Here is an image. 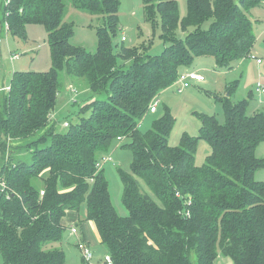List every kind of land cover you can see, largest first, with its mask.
<instances>
[{
    "label": "trees",
    "instance_id": "obj_1",
    "mask_svg": "<svg viewBox=\"0 0 264 264\" xmlns=\"http://www.w3.org/2000/svg\"><path fill=\"white\" fill-rule=\"evenodd\" d=\"M142 1L149 21L161 17V36L169 43L158 55L148 46L114 49L120 0H11L0 6L2 25L7 22L15 35L43 25L52 55L49 71H16L10 89L0 88V178L8 185L0 190L4 264H67L57 246L64 219L85 201L113 264H217L219 256L232 264H264V181L255 178L264 168V157L256 155L264 111L249 114V98L232 102L226 96L225 122L203 115L198 137L186 135L179 146L169 144L175 124L169 109L147 132L140 126L152 101L196 57L213 56L218 66L231 68L251 56L256 34L249 12L264 0H187L183 18L177 0ZM69 5L103 16L96 52L71 42ZM62 71L86 80L93 94L90 114L64 132L53 120ZM119 137L133 152L130 171L118 170L126 215L117 211L98 166ZM201 138L212 152L198 166Z\"/></svg>",
    "mask_w": 264,
    "mask_h": 264
},
{
    "label": "rangeland",
    "instance_id": "obj_2",
    "mask_svg": "<svg viewBox=\"0 0 264 264\" xmlns=\"http://www.w3.org/2000/svg\"><path fill=\"white\" fill-rule=\"evenodd\" d=\"M177 1L180 16L183 18L188 10L187 0ZM3 3L5 4V2ZM249 15L254 22L256 34V42L251 56L234 61L231 68L218 66L213 56L196 57L189 70L200 71L205 76V81L192 82V85L183 92L178 91L180 88L178 82L163 90L158 95V112L147 113L140 125L142 131L150 130L153 121L167 108L175 118L174 127L168 137L169 144L179 146L182 138L186 135L198 137L203 115H215L221 123L225 122L222 100L226 96H229L232 102L249 98V114L264 111V94L256 91L258 83L264 86V6L252 9ZM119 19L118 32L113 37V46L116 51L122 44L138 48L148 46L149 54L158 55L169 45L168 41H165L161 36V17L158 16L154 23L149 21L146 18L142 0H120ZM66 20L74 29L71 42L83 46L91 52H96L98 46L96 31L98 27L104 25L103 16L93 15L69 5ZM212 21L213 19H210L205 22L204 28H209ZM177 34L180 38H184L186 35L181 29L177 30ZM11 53L19 54V58L11 59ZM51 67L52 55L48 32L43 25H28L25 37L13 34L6 29L5 25L0 26V87H10L13 73L16 71L45 72L49 71ZM60 81L62 91L53 113V120L57 122V130L64 132L67 130L65 122L78 123L82 117L90 114V109L86 107L93 100V94L86 80L73 78L65 71L60 73ZM70 85L74 86L75 91H71ZM127 142L126 139L115 140L109 152L104 155L110 157L109 161L101 160V168L104 169L108 180L112 201L121 215H126L128 211L122 202L123 183L118 170L129 172L133 161L132 150L124 146ZM8 151L11 153L10 147ZM211 152L210 143L203 138L199 139L195 164L198 166L206 164ZM27 155L29 153L25 156ZM256 155L260 158L264 157V141L259 144ZM255 178L264 181V168L256 171ZM142 184L150 192L146 184L144 182ZM76 212L82 220L88 221L86 201ZM84 221L81 227L73 224L78 228L79 239L72 234L71 227L73 225L68 226L69 221L63 240L57 244L65 250L67 264H109L106 261L108 252L102 242L99 245L92 242L91 250L94 253V258L91 263L85 260L78 248L79 240L84 241L82 230L83 225H86ZM0 264H4L1 255ZM217 264H232V261L230 258L219 256Z\"/></svg>",
    "mask_w": 264,
    "mask_h": 264
},
{
    "label": "built area",
    "instance_id": "obj_3",
    "mask_svg": "<svg viewBox=\"0 0 264 264\" xmlns=\"http://www.w3.org/2000/svg\"><path fill=\"white\" fill-rule=\"evenodd\" d=\"M11 0H4L5 4H8ZM5 26H6V29L8 30L9 29V26H8V23L6 22L5 23ZM123 40H125V37H123ZM19 58V54H14L12 53V57L11 59L15 60ZM260 62V60H258ZM205 81V76L201 73H199L198 71H194V70H187V71H182L179 76H178V79L176 81V83L178 82L180 84V88L178 89L179 92H183L186 88L190 87L192 85V82H204ZM4 90H9L10 87H4L3 88ZM70 89L71 91H75V88L73 85H70ZM1 91V89H0ZM256 91L261 93V94H264V86L261 84V83H258L257 86H256ZM158 105H159V100L158 98H155L153 101H152V104L150 105V112L151 113H154L157 111L158 109ZM66 127L69 126V122H65L64 124ZM119 141H122L123 138L119 137L118 138ZM110 157L108 156H103L102 157V161H109ZM99 168L102 167V164L101 162L98 164ZM5 189H8L7 185H6V181L2 178H0V190L1 191H4ZM41 194L43 195L44 194V191L42 190L41 191ZM71 232L73 235H75L78 239H79V236H78V228L75 227L74 225L71 227ZM78 248L80 249V251L82 252V254L84 255V258L85 260L88 262V263H91V260L94 258V253L92 252L91 250V246L87 243V242H84V241H81L79 240L78 242ZM106 261L109 263V264H113V261L110 257V255H107L106 256Z\"/></svg>",
    "mask_w": 264,
    "mask_h": 264
},
{
    "label": "crops",
    "instance_id": "obj_4",
    "mask_svg": "<svg viewBox=\"0 0 264 264\" xmlns=\"http://www.w3.org/2000/svg\"><path fill=\"white\" fill-rule=\"evenodd\" d=\"M3 0L0 2V6H2L3 4ZM1 13V11H0ZM1 17H0V26L2 27V21H1ZM12 54V53H11ZM185 70H189V68L185 69ZM197 71V70H194ZM200 73V71H198ZM0 88H4V86L0 87ZM70 221V224L68 226H71L73 224L77 225L78 227H81V224L84 220H82L79 215H77L76 211H69L64 219V223L65 225H67V223ZM86 222V221H84ZM80 224V225H79ZM83 240L88 242V244L92 247V242L99 245L101 244V239L99 237L98 231L95 227V224L88 220L86 222V225H83Z\"/></svg>",
    "mask_w": 264,
    "mask_h": 264
}]
</instances>
